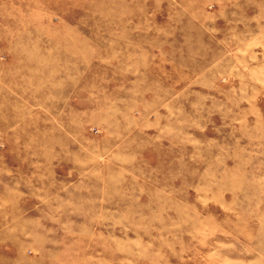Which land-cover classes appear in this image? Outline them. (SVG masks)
Masks as SVG:
<instances>
[{
	"label": "rangeland",
	"instance_id": "rangeland-1",
	"mask_svg": "<svg viewBox=\"0 0 264 264\" xmlns=\"http://www.w3.org/2000/svg\"><path fill=\"white\" fill-rule=\"evenodd\" d=\"M0 264H264V0H0Z\"/></svg>",
	"mask_w": 264,
	"mask_h": 264
}]
</instances>
